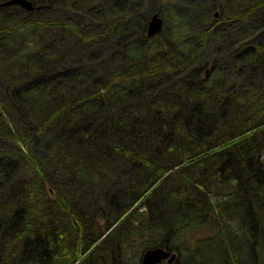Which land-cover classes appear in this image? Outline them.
<instances>
[{
  "label": "trees",
  "instance_id": "obj_1",
  "mask_svg": "<svg viewBox=\"0 0 264 264\" xmlns=\"http://www.w3.org/2000/svg\"><path fill=\"white\" fill-rule=\"evenodd\" d=\"M32 1L0 6V264H131L136 236L141 255L176 252L186 226L188 238L210 227L188 264H207L220 232L221 264H248L249 241L214 219L239 213L263 262L264 0ZM156 13L164 27L150 38ZM206 46L212 62H195ZM114 161L143 182L120 209L91 199ZM156 197L172 211L153 222Z\"/></svg>",
  "mask_w": 264,
  "mask_h": 264
},
{
  "label": "rangeland",
  "instance_id": "obj_2",
  "mask_svg": "<svg viewBox=\"0 0 264 264\" xmlns=\"http://www.w3.org/2000/svg\"><path fill=\"white\" fill-rule=\"evenodd\" d=\"M206 2H209V1H204L203 3H206ZM217 18H219V15ZM240 38L241 37L238 34L237 35L232 34V35L228 36V40H230L232 42L235 39L240 40ZM237 46L239 47L240 43H237ZM214 51H216L215 46L204 47V49H201L198 52L197 56L195 57V62H198V58L206 59L207 57H209V62H212ZM221 53L231 56L233 62H237V60L241 59L240 56L243 55V52L239 51V50L227 51V49H223V52H221ZM117 166H119V165L116 161H114V164L107 163V164L103 165V168L105 169V177H106L105 179L109 182V188L106 189L105 194L101 193V195H100L99 193H97L94 196H92L91 199L93 201H96L97 203H99L101 199H105L106 202H109L111 200L113 201V199H114L115 200L114 202H115L117 208L120 209L122 207L129 205V202L131 201L130 196L132 195V193L136 194V193L142 191V189L140 191V188L143 185V182H141V184L138 183L140 185L135 189L134 177L127 176L128 174L131 175V173L129 172L126 175L124 173L121 174V173L117 172ZM232 169L239 171V166L236 164V165H234V167H232ZM107 174H108V177H107ZM152 195L150 196V199H151ZM156 196H158V195H156ZM159 197H160V195H159ZM158 198L156 197V198L152 199L154 204L152 202L149 204V209L151 212L150 219L153 222L155 220H157L160 216H164V217L170 216L171 214H169V213L172 211L171 205H170L168 200H160L161 199L160 198L156 202V200ZM159 201H160V203H159ZM145 209H147V207ZM151 209L156 210V211H152ZM246 209H247V213H248L250 211V208L248 206H244L242 208V211H246ZM144 210H140V211H144ZM215 213H216V211H215ZM248 214H251V213H248ZM239 215H242V214L239 213ZM239 215L237 214L235 216V219H232L229 223H224V224L219 223L218 215H214V219H215L216 223H218L217 225H219L220 230L226 229V232L228 230L232 234H235L236 231H240L239 232L241 234L240 243H241L243 249H246L247 240L249 241L251 251H250V254H248V255H250L252 258H254V260H252L250 258L249 260H251V261H249L248 264H264L263 259H261L263 262H259L258 260H255V258H257V256H258V255L256 256V249H257V253L259 255L262 254V251L259 249L260 246H259V244H257V242L259 240V237L257 238V236H258L257 229L254 227L252 228L250 223L246 224V227H244L243 224H241V221L238 220ZM147 222L150 223L149 219L147 220ZM211 227H213V226H211ZM186 230H187V226L184 227L181 232H177V233L173 234L171 236V240H172V242H174V244L176 246L180 245V247H181L180 249H182L184 251V253L182 252V254H179L178 251L180 249H176L174 247L175 251L178 254V258H182L185 261V264H188V262L186 261L187 256H188L187 254H185L186 250L187 249L195 250L197 252L199 245L208 243L209 240L204 239V235L206 238L209 236L208 233H209L210 227L206 228V233L201 235V237L193 234L192 237L188 238V237H186L185 232H184ZM244 232L247 234V237L243 236ZM226 234L227 233H221L220 232L215 237V239L213 238L210 241L209 248H207V250H206L208 253L207 254L208 255V261L206 260L207 264H221L222 263V259H223L222 254L221 255L220 254L215 255V250H216V253H220V251L222 250V248H221L222 247V245H221L222 244V237L226 238ZM254 234H255V236H254ZM146 236L150 237L152 235L146 233ZM160 237H162V236L160 235ZM155 238L156 237L153 236V239H155ZM146 239L147 238L146 237L144 238V236H136L134 238L133 242L130 243V245L128 246V250L124 252L123 257L126 256V259L131 264H141V259H142L141 253L142 252L140 254H139V252L143 249L144 242L146 241ZM237 241L238 240H235L234 242L237 243ZM162 246H165V245H162ZM152 248H155V247H152ZM203 250L199 254H201L203 252ZM178 258L176 261H178ZM163 264H169V263L163 262Z\"/></svg>",
  "mask_w": 264,
  "mask_h": 264
},
{
  "label": "water",
  "instance_id": "obj_3",
  "mask_svg": "<svg viewBox=\"0 0 264 264\" xmlns=\"http://www.w3.org/2000/svg\"><path fill=\"white\" fill-rule=\"evenodd\" d=\"M11 4H20L22 7H24L27 10H32L34 8V4L32 0H6L2 2L0 6L11 5ZM162 28H163V18L159 14H155L149 21L148 33L150 35H154L160 32ZM169 255L170 253L164 250L163 248L149 249L142 258V264H157L163 259H166ZM174 258L175 255H173L169 261L172 262Z\"/></svg>",
  "mask_w": 264,
  "mask_h": 264
},
{
  "label": "bare ground",
  "instance_id": "obj_4",
  "mask_svg": "<svg viewBox=\"0 0 264 264\" xmlns=\"http://www.w3.org/2000/svg\"><path fill=\"white\" fill-rule=\"evenodd\" d=\"M5 7H10V6H14V4H11V5H4ZM34 9V8H33ZM29 11V10H28ZM163 24H164V21H163ZM164 27V26H163ZM163 29V28H162ZM162 31V30H161ZM160 31V32H161ZM160 32H158V33H156V34H154V35H150L148 32H147V35L151 38V37H154V36H156V35H158ZM57 197V196H56ZM155 248H163L164 250H166L167 252H169L170 253V255L166 258V259H163L162 261H160L159 263H157V264H162L163 262H168L169 264H173V263H175V261H176V259H177V256H178V254L176 253V252H172V251H170V250H168L167 248H164V247H161V246H158V247H155ZM155 248H148L144 253H143V255H142V257L141 258H143V256L145 255V253L149 250V249H155ZM173 255H175V258H174V260L172 261V262H170L169 260H170V258L173 256Z\"/></svg>",
  "mask_w": 264,
  "mask_h": 264
},
{
  "label": "flooded vegetation",
  "instance_id": "obj_5",
  "mask_svg": "<svg viewBox=\"0 0 264 264\" xmlns=\"http://www.w3.org/2000/svg\"><path fill=\"white\" fill-rule=\"evenodd\" d=\"M1 2H3V1H6V0H0ZM15 5H17V6H21L20 4H14V6ZM22 7V6H21ZM22 8H24V7H22ZM33 10V9H32ZM31 10V11H32ZM156 14H159V13H156ZM163 21H164V18H163ZM163 26H164V24H163ZM161 247H164V248H167V245H165V246H161ZM180 264H183V262H181Z\"/></svg>",
  "mask_w": 264,
  "mask_h": 264
}]
</instances>
